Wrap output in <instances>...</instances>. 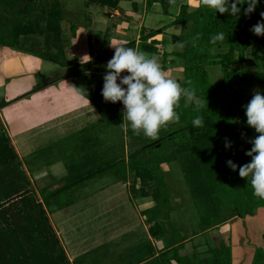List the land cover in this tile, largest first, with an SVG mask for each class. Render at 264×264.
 Here are the masks:
<instances>
[{"label":"trees","instance_id":"trees-1","mask_svg":"<svg viewBox=\"0 0 264 264\" xmlns=\"http://www.w3.org/2000/svg\"><path fill=\"white\" fill-rule=\"evenodd\" d=\"M89 1H95L100 6L108 5L109 2H111L109 6H113V0ZM246 7L247 5L243 6V8ZM243 8L241 9L239 19H236L227 13L214 14L213 11L207 10L200 4L192 11L185 5L181 6L173 24L181 26L182 31L178 36L172 37V43L179 45L180 50L174 51L171 54L162 53V56L163 60L168 56H173L182 61L183 79L178 82H180L183 87L192 89L195 93L194 98L190 101H186L183 97L181 98L180 106L176 109L180 115L179 121L168 123L167 126L160 131L158 139L152 140L150 138L147 140L146 137L143 146L138 149V152L140 154H143V152L149 154L152 150L156 151L155 155H151L152 158L146 157L141 159L139 158L140 155L135 151L127 158L123 157L119 160L112 161L104 168L95 171L97 174L101 170H109L117 163L123 161L124 166H126V170H124V173H126V177L124 176L126 180L128 178L127 175L133 173V176H136L138 179L148 181L142 183L141 190L147 189V186L151 184L149 194L153 198L154 206L149 211H145L144 215L147 213L149 214L147 218L148 222L155 225L158 230V234H156L154 230L151 231L153 232V239L157 241L167 240L171 247H174L175 243L177 244L180 242V246L174 247L173 249L174 255L170 259L164 261V264L171 262H174V264H192L186 258L183 259L178 255V250L182 248L181 243L185 241L187 237L182 236L170 223H168L170 209H168L166 201L169 192L167 191L160 165L167 162V156H165L163 151L167 150L171 145L177 147V149L181 148L180 145H182L183 148L187 150L185 154L183 153V156L179 158V165L186 185L188 184L190 187L193 186L191 189L193 202L203 209V213L206 214L210 210L213 212V214L200 220V231L192 232V235H197L199 233L207 234L210 238L209 241L211 240L210 242L213 243L212 245L214 248L211 249L210 257L205 259V261L202 260L200 264H234V252H232L230 246H227L223 240L219 241L218 238H215L216 236H210V233L213 232H223V228H226L223 227V225H227L228 220L222 217L220 210L218 211L219 205H214L212 203H217L214 199H211L210 202L208 201L207 195H209V191L215 187L216 189L218 188L217 193L220 197L218 202L221 203L222 201V203H226L227 200L230 201L228 196H231V192L233 191L231 187V189H227V184L228 182L230 184L236 183L239 188L238 191L241 190V193L239 195V200H237L238 195H236L237 197H235L234 201L232 199V201L229 202L231 207L230 219L253 217L258 210L264 211V200H260L254 195L249 196V200L244 198L246 192L253 194V191L248 181L239 176V166L250 162L251 157H248L245 153L252 147L249 141L254 138L250 136L251 131H249V126L244 119L245 114H243L245 112L243 106L250 100L246 102V94L243 88L239 85H235V80H239L241 83L245 82V77L248 72L246 70L240 72L238 67L248 60L245 56L247 50L252 48L253 52L255 54L257 53L258 56H261V52H264V36H256L250 31L252 26L262 19L260 12L264 11V0H260L257 9L250 16L243 15ZM36 24V29H39L38 21ZM34 27L35 26L30 24L25 27L24 30L22 28L21 31L9 34V37L5 41H0V45L14 46L17 41V36L34 31ZM162 32V30H150L146 36H143L137 50L148 54H158V45H160V43L156 40L147 41ZM218 32L224 33V40L213 45L210 43V38ZM9 39L13 41L10 42L8 41ZM42 58L53 63L61 61L62 65L64 64L63 57L59 55L52 56L45 54ZM171 62H173V60ZM259 64H261V58L259 59ZM214 65L220 67L222 74L220 82L217 84H213L210 81L206 69L208 66ZM82 67H84V65L74 64L71 69H74V73H76L81 70ZM257 84L260 88H263L264 92V72L259 74ZM31 93L32 92L27 93L8 102H0V110L4 113L3 122L0 119V173H3V168L10 166L13 162L19 164L6 134L5 127L9 129V131L11 128L10 123L6 119L8 118L6 115L7 110L19 100L29 97ZM197 102L201 105L199 108H197ZM197 116L203 117L205 121L204 126L199 129L192 127L191 123ZM4 123L6 124L4 125ZM15 136L16 134H13V137ZM226 139L231 142V148H225ZM202 157H204L203 164L201 163ZM212 157L214 159L213 163ZM229 159L238 165L236 171H232L231 168L227 166L226 162ZM216 160H219V162L217 163ZM207 168H209L208 171L206 170ZM210 168L214 171L220 170V175L214 172V176H212L210 174ZM229 174L234 176H229ZM94 176V172L89 173L87 176L55 190H51L50 188L44 189L42 194L45 193V195L41 197L43 203L36 202L34 197L37 194L27 179V184L23 186V190L18 189L21 186L19 182L16 183V181H14L13 183L6 184L5 191H7V193L14 191L16 194L9 195L12 202H15L11 205L14 210L5 217L4 224L6 226L14 224V229H12L6 243L0 247L1 252H4L2 248L5 250V255L1 257V264L22 263L19 260L17 249L19 239L24 237H27L26 239H28L29 242L28 245L32 248L29 258V261L31 260L30 262L33 264H54L53 261H50L49 257L46 258V255H44V253L48 254L50 246L46 247L44 245L46 248L40 249L41 244H44L46 241L52 240L50 243H46L48 245H52L53 242H58L51 227L48 225V218L44 207L49 211L51 205L49 202L50 198H57V195L75 188L78 184ZM206 181L214 183V187L209 186ZM205 184H207V186H205ZM122 186L126 191L129 190L128 185L123 183ZM230 186L233 185L231 184ZM95 197L96 195L93 196V198ZM10 199L7 202H11ZM53 204L56 206L55 201ZM65 206H67V204H65ZM57 207H59V205H57ZM215 208H217L216 211H214ZM90 209L91 204L86 202L83 208L77 209L74 216L69 215V217H72L71 219H81V232L79 230L78 232L76 231V233L77 235H81L83 239L91 235L89 230H84V225L87 224L84 219H88L87 226H91L90 218L93 216H90L89 212L87 214L85 213L86 210L89 211ZM56 211L57 214L55 215H57V217H54V222L60 236H63L64 232L62 231L59 219L66 211L63 213H60V210L57 209ZM132 214L133 216L131 217ZM124 216L126 215L119 214L118 219L115 221V225H117L120 224L119 222L127 220L126 224L129 223V225L126 226V228H122L123 232L127 231V228L133 226V224L137 222V220H135L134 223L130 225L131 222L129 221L131 219H137V217H135V210L134 213L130 214V217L129 215H127V217ZM115 217L116 216L112 215L110 219ZM13 219L16 221L15 223ZM111 224L112 223L108 222L106 219L99 223L102 228L96 226L97 232H92V235H96V237L92 239V245L91 241L88 240V245V241L85 240L86 243L83 248L88 247V250L85 251L86 253L92 251V249L96 247L94 246V242L99 237L98 233L100 237L96 244H101L103 240L109 238H104L102 231L106 232L111 228L109 227ZM242 225L243 231L245 232V226L243 223ZM248 231L247 229V233ZM245 239L249 245L252 244L257 247L254 250L249 264H264V243H262L264 241V233L261 234L260 239H256V237L252 236L249 240L247 238ZM35 243L37 244L35 245ZM12 246H14V250L8 251V247ZM73 251L77 253L80 250L73 249Z\"/></svg>","mask_w":264,"mask_h":264},{"label":"crops","instance_id":"crops-1","mask_svg":"<svg viewBox=\"0 0 264 264\" xmlns=\"http://www.w3.org/2000/svg\"><path fill=\"white\" fill-rule=\"evenodd\" d=\"M50 1L53 4H50L47 12L43 13L41 11L42 14L38 16V18H40L38 19L39 29H36V25L34 31L17 36L16 44H19V47L15 48L13 45H0V66L5 70L8 80L12 76L21 75L20 70L28 71V64H38L44 61L51 62L42 58L45 54L52 56L59 55L63 57L64 64L62 65L61 61L54 63L61 66L62 72L74 70L71 69L74 64L88 65V71H90V73L84 74L82 79L87 81L88 88L90 87L93 91H96L99 89L96 86H98L102 80L100 76L101 73L106 72L100 65L96 64L100 61L99 58L104 60V57L99 55L92 57V55H89L91 50L88 44L91 42L92 46L97 48L98 44L102 45L106 43L108 48L105 49L104 54L112 58L115 45H125L137 49L143 36H146L150 30H162L163 32L147 41L156 40L160 43V45H158V54H146L158 57L159 63L167 77L175 78L178 81L183 79L182 61L173 56H168L163 60L162 53L171 54L175 51L176 44L172 43V37L181 34L182 30L181 26L174 25L173 22L181 6L185 5L192 11L198 7L199 0H113L112 7L109 6L111 2H109L108 5L100 6L95 1L82 0L86 8H92V10L89 11V22L98 28V31L95 29L96 32H83L86 37L75 36L77 31L76 27L79 28L80 26H78L79 24H77V26L76 24H70L69 21L70 19L73 20V17H68L70 9L66 3L63 4V1L59 3L60 0ZM71 14L72 11L70 16ZM176 26L179 27V32H170L172 28ZM67 33L72 34L71 38L73 40L76 39L75 42L77 46L76 44L71 45V43H69L68 38L64 36V34ZM20 43L22 44L21 46ZM81 45L84 47L88 45L89 49L81 48ZM4 49H6L7 52H5ZM44 51H46V53L43 54ZM172 60L173 62H171ZM101 62L102 61H100V63ZM74 72L72 74H74ZM22 77L23 75H21V78ZM31 77L32 76L29 74H26L22 79L15 77V79L18 80L11 81L8 84L7 80L4 88V95L3 93L0 94V102H8L15 98H19L21 95L32 92L29 97L19 100L7 110L6 115L8 118L6 119L10 123V131H8L9 129L5 126L4 127L19 164L15 166L18 169L11 165L3 168V173H5L7 169L9 171L11 167L18 170V175H21L25 185L27 184V179L36 194H38L39 189L50 188L54 190L55 188H60L87 176L90 171L84 174L85 176L74 175V177H70V172L72 173L74 170L71 168H63L62 165H58L55 161L51 163L50 168L44 164L38 167H33L32 164H25L22 157H27L31 152H28L29 148L23 145L24 137L27 138L31 134L30 130L35 131V128L37 131H35L34 137L38 136L40 132L45 133L44 129H48L50 126L56 129L58 126L62 125L64 121H67V119H64L65 117L69 119L76 114L78 115L81 113L82 109L88 114L90 112L89 107L91 106L81 102L80 97H78V94L75 92L76 88L74 87V83L76 79H73V76L69 75L55 84L35 91L33 90L39 86H37L39 74H37L33 83L28 84L26 81ZM20 112L22 114H20ZM32 112L33 116H31ZM0 119L3 122V118L0 117ZM46 124L48 125L47 127L45 126ZM126 130L128 131L127 126ZM13 134H16L15 137L17 140H15V142H13L12 139ZM46 143L47 142H43L39 144V146L43 148V152H41L52 151L51 154H54L52 150L53 146H47ZM39 155H41V153H39ZM88 162L89 160H87V163ZM72 168L77 170L80 169L74 166H72ZM17 178L18 176L16 175L9 176L11 180L10 183H13ZM8 183L9 180H7L6 184ZM19 183L22 185V182L19 181ZM34 198L36 202L43 203L39 195H35ZM135 208L137 222H135L133 226L127 228V231L123 232L121 229L116 235H114V231L111 233L102 231L104 238L109 237L108 239L105 241L103 240L101 244H96L100 237L98 233L99 237L94 242V246L96 247L92 249V251L86 253L85 251L88 250V247H84L75 253L73 247H71V241L74 242V239L70 238V234L60 236L56 228L54 222V217H57V215H55L57 214L56 209L55 211H50L51 209L48 211V209L44 207L48 218V225L51 227L58 242H53L52 245H48L46 243H50L52 240L46 241L44 244H41L40 249H45L47 246H50V251L48 254L44 253V255H46V258L49 257L50 261H53L54 264H164V261L170 259L174 255L173 249L174 247L180 246V242L177 244L175 243L174 247H171L167 245L168 241H157L153 239L148 231H146L147 229H145L146 226L143 221V219H145L144 214L141 216V212L147 211L150 207L135 206ZM236 221L240 223V226L238 224L237 228L235 226H233L231 230L228 229V227L223 228L231 223L235 225L237 223ZM243 221L246 223L249 235L251 234L250 237L252 236L256 237V239H260L261 234L264 233L263 210H258L255 216L246 217L242 222H240L239 218H232L227 221V225H223V232L210 233V236H216L215 238H218L219 241L223 240L227 246H230V249L234 252V264H249L254 250L257 248L244 241ZM7 228H10V226H7ZM176 229L181 231L179 228ZM11 232L10 230V233ZM123 233H126V235H123ZM180 234L182 235V233ZM206 236L207 234L203 233L192 235V238H188L187 236V239L181 243L182 248L178 250V255L183 259L186 258L192 264H200L202 260L205 261V259H208L211 255L213 245L207 244V241H205ZM26 238L27 237L21 238L18 242L17 251L19 260L22 262L21 264H33L29 261V253L32 248L28 245L29 242ZM105 242L106 245L104 244ZM36 244L37 243H35V245ZM13 248L14 246L8 247V251L14 250ZM166 264H174V262Z\"/></svg>","mask_w":264,"mask_h":264},{"label":"rangeland","instance_id":"rangeland-1","mask_svg":"<svg viewBox=\"0 0 264 264\" xmlns=\"http://www.w3.org/2000/svg\"><path fill=\"white\" fill-rule=\"evenodd\" d=\"M62 1L63 4L66 3L68 8L70 9L68 17H73V20L70 19L69 21L70 24H76V26L77 24H79L78 26H80L79 28L76 27V37L85 36L83 32L88 33L98 31V28H96L94 24L89 22V11H91L92 8H86L84 6V1L60 0L59 3H62ZM50 4H53L50 0H0V41H5L9 37V34L21 31L22 28L24 30V28L29 26L30 24L32 26H36L38 19H40L38 18V16H40L42 12H47ZM71 11L72 14L70 16ZM170 32L178 33L179 27H173ZM71 35L72 34L70 33L64 34V36L68 38L71 45L76 44L77 46V43L75 42L76 39L73 40L71 38ZM8 41L12 42L13 40L9 39ZM21 45L22 44L20 43V46ZM88 45L90 46L91 50V53L89 55H92V57H96V55L104 57V60H102L101 58L99 59L100 61H102L101 63L98 60L95 61H98L96 65H100V67H102L106 71L105 65L111 59L109 55L106 56L104 54L105 49L108 48L106 43H103L102 45L98 44L97 48H94L91 42ZM88 45L85 47L81 45V48L89 49ZM13 47L17 48L19 47V44H15ZM174 50H180L179 45L176 44V48ZM4 51L7 52L6 49H4ZM44 53H46V51H44L43 54ZM245 56L248 60L246 61V63L238 67L240 72L244 70L248 72L245 77V82L241 83L239 80H235V85H239L243 88L246 94L247 102L252 98L254 90H259L261 93H264L263 88H260V86L257 84L259 74L264 72V52H261V56H258L257 53L255 54L253 52V49L250 48L245 53ZM260 58L261 64H259ZM33 64L27 65L29 66L28 71L20 70V74L23 75L22 78H24L26 74L32 76L31 78L27 79L26 82L28 84L35 81L37 74H39V77L37 78L38 86L45 82L48 78L52 77V75L56 76L62 72L61 66H58L55 63L44 61L38 64ZM88 69V65H85L81 70L70 76H73V79H76L74 83V87L76 88L75 92L78 94V97H80L82 103L91 106L89 107L90 112L86 114L85 110L82 109L81 113L78 115L76 114L69 119L65 117L64 119H67V121H64L63 124L58 126L56 129H53L50 126V128L44 129L45 133L40 132L36 137H34L36 133L35 131H37L36 128L35 131L30 130L31 134L28 137L26 136L27 138L24 137L23 140V145L29 148L28 152H31L27 157H22L24 160L23 162L27 165L32 164L33 167H38L44 164L50 168L51 163L55 161L56 163H58V165H62L63 168H71L72 170H74V172H70V177H74V175H84L89 171V173H95V176L93 178L87 179L83 183L78 184V186H76L75 188L57 195V198L52 197L49 199V202L51 203L50 209L52 211H55V209L60 210V213L66 211L65 214L61 215L59 223L64 234H70V238L74 239V242L71 241V247H73L74 250L83 248L86 243L85 240L91 241L92 245V239L96 237V235H92V232H97V227H101L99 225L100 222H103L106 219L108 222H111L112 224L111 226H109L111 228L108 227L109 229L106 231V233H111L112 231H114V235H116V233L119 232L122 228H125L129 225V223L126 224L127 220H125L124 222H119L120 224L115 225V221L118 219L119 214H125L126 216L124 217H127V215H129L130 217V214L134 213V210L136 211L135 206H149L150 208L148 209V211L154 206L153 198L149 194L151 184L148 183L149 185L147 186V189L141 190L142 183L148 181L138 179L136 176H133V173H131L130 175L128 174V178L126 180V173H124V170H126V166H124L123 161L117 163L109 170H101L97 174L95 172L100 168H104L108 163H111L112 161L119 160L123 157L127 158L131 153L135 151H137V154L140 155L139 158L141 159L146 157L150 158L151 155L156 154V151L152 150L149 154H147V152H143V154H140L138 152V149L143 146L146 137H144L143 134L135 135L133 133V131L129 127L127 120L123 118V105L121 102H106L102 97L101 90L103 87V77L106 72L101 73L100 75L102 80L100 81L101 83L96 86L99 88L98 90L93 91L90 87L88 88L87 81H84V79H82L84 74L90 73ZM206 69L209 74L210 81L213 84L219 83L222 75L220 67L218 65H214L208 66ZM124 74L125 73H122V75ZM6 75L7 74L5 73V70L0 66V94L3 93V95L5 84L8 80ZM21 75L12 76L8 80L7 84L11 81L18 80L15 79V77H19L20 79H22ZM20 114L22 113L20 112ZM243 114H245V112ZM3 116L4 113L2 110H0V117L3 118ZM31 116H33V112L31 113ZM244 119L246 121V115ZM5 124L6 123H4V125ZM45 126L47 127L48 125L46 124ZM126 126L128 131L126 130ZM248 128L249 131H251L250 136H253V138L259 135L250 126ZM12 139L13 142L17 140V138L15 137H13ZM148 139L150 138H147V140ZM43 142H47V146H53L52 150L54 154H51L52 151L42 153L43 148L42 146H39V144H42ZM180 146L181 148L177 149V147L171 145L167 150L163 151L165 153V156H167V162L162 163L160 165V169L163 172L167 191L169 192L168 199L166 201L168 209H170V213L168 215V223H170L175 229L179 228L181 231H178V229H176V231L182 233L183 236L192 238V231L197 232L201 229L199 227L200 220L206 218V216L213 214V212H211L210 210L205 214L202 211L203 209H201L195 202H193L191 197V189L193 188V186L190 187L188 184L186 185L185 179L181 172V167L179 165V158L182 157L183 153L185 154L187 150L186 148H183L182 145ZM39 153H41V155H39ZM203 159L204 157L201 158V163H204ZM87 160H89L88 163ZM213 161L214 159L212 157V163ZM216 161L217 163L219 162V160ZM16 164V162H13L11 166L15 167ZM72 166L79 167L80 169H73ZM206 170L208 171L209 168H207ZM210 171V174L212 176H214V172L220 175V170L214 171L210 168ZM14 175L18 176L17 180H15L16 183H18L19 181L22 182V185L18 189L23 190L22 188L23 186H25V182L21 175H18V170H15L11 167L9 171L7 169L5 173H0V247H2L4 243H6L10 235V230L12 231V229H14V224H11L10 228H7V226L4 224L5 217L14 210L11 205L15 202H12V200L9 198V195H14L16 193L14 191L9 193L5 191L7 180H9V183L11 181L9 179V176ZM229 176L234 175L229 174ZM123 183L125 185H128V191H126L125 188H122ZM206 183L209 186L214 187V183L210 181H206ZM207 184H205V186H207ZM231 184L233 186H230ZM231 184L229 182L227 184V189L232 188V190L234 191L231 192V196H228L229 200L232 201L233 199L234 201L235 197H237L236 195H238L237 200H239L241 190L238 191L239 188L236 183ZM44 189L46 188H43L42 190L39 189L37 195L43 197V195H45V193L42 194ZM217 189L215 187L211 191H209L207 199H209V202L211 201V199H214L217 203H212L214 205H219L218 211L220 210L221 215L225 220H229L231 218V207L229 203L230 201L227 200L226 203H222V201L220 200L221 203H219L218 200L220 199V197L217 193ZM94 195H96L95 198H93ZM251 195L253 194L250 192H246L244 194V198L249 200V196ZM9 199L11 202H7L9 201ZM54 201L56 202V206H54L53 204ZM86 202L91 204V209L89 211L86 210L85 213L87 214L89 212L90 216L93 217L90 218L91 226H87L88 219H84V221H86L87 223L84 225V230H89L91 235H88L85 237V239H83L81 235H77L76 233V231L78 232L79 230L81 232V219H75L74 217V219H71L72 217H69V215L74 216L77 209H80L81 207L83 208ZM65 204H67V206H65ZM57 205H59V207H57ZM216 209L217 208H215L214 211H216ZM110 214L116 217L110 219V216H112ZM143 214L144 212H141V216H143ZM132 216L133 214L131 215V217ZM148 216V213L144 215L145 219H143V221L146 226L145 229H147L146 231H148L149 235L153 238V232L151 231L154 230L155 233L158 234V230L155 225H153L151 222H148ZM135 220L136 219L129 220L131 222L130 225L133 224ZM239 220L240 222H242V220H245V217L244 219L239 218ZM13 221L14 223L16 222L14 219ZM236 222L237 223L235 225L231 223L225 227H228V229L230 230L231 228H233V226L237 228L238 224L240 226V223L239 221ZM243 224L245 226L244 237L249 240L251 234L249 235V233H247L245 221H243ZM124 234L126 235V233H123V235ZM209 239V236H206L205 241H207V244L212 245V243L210 242L211 240L209 241ZM89 241L87 242L88 245ZM244 241H246V239ZM262 243H264V241ZM104 244L106 245V242ZM167 245H169V242H167ZM2 250L4 252H1L0 249V264L1 257L5 255L4 248H2Z\"/></svg>","mask_w":264,"mask_h":264},{"label":"clouds","instance_id":"clouds-1","mask_svg":"<svg viewBox=\"0 0 264 264\" xmlns=\"http://www.w3.org/2000/svg\"><path fill=\"white\" fill-rule=\"evenodd\" d=\"M260 0H199V4L214 14H229L236 19L241 15L250 16L258 7ZM261 20L252 26L250 31L256 36H264V11L260 12ZM224 40V33L218 32L210 38L215 45ZM101 95L106 102H121L123 118L135 135L156 140L160 131L169 122L180 119L176 109L181 98L190 101L195 93L183 87L175 78L165 75L159 59L125 45H115L112 58L105 65ZM122 73H125L122 75ZM201 105L197 102V108ZM246 123L257 135L249 141L252 145L245 155L251 157L250 162L239 166V176L251 185L253 195L264 200V93L254 90L250 101L243 106ZM192 127L199 129L204 126V119L197 116L192 120ZM232 144L226 139L225 148ZM232 171L238 165L231 159L226 162Z\"/></svg>","mask_w":264,"mask_h":264},{"label":"water","instance_id":"water-1","mask_svg":"<svg viewBox=\"0 0 264 264\" xmlns=\"http://www.w3.org/2000/svg\"><path fill=\"white\" fill-rule=\"evenodd\" d=\"M74 72V70H67V71H63L61 72L59 75L56 76H52L50 78H48L45 82H43L41 85H39L37 88H35L33 91L44 88L48 85H51L61 79H64L66 77H68L69 75H71Z\"/></svg>","mask_w":264,"mask_h":264}]
</instances>
